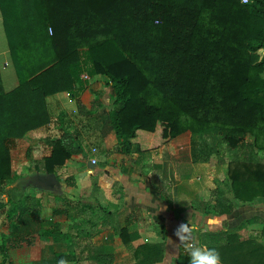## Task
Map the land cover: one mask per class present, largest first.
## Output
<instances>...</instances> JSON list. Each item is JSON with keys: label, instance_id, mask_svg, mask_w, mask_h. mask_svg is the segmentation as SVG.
<instances>
[{"label": "trees", "instance_id": "trees-1", "mask_svg": "<svg viewBox=\"0 0 264 264\" xmlns=\"http://www.w3.org/2000/svg\"><path fill=\"white\" fill-rule=\"evenodd\" d=\"M241 1L0 0L17 80L6 92L0 74V215L9 206L6 217L20 222L0 246L1 254L31 245L38 226L54 242L67 244L59 261H114L109 248L74 242L98 235L110 214L83 232L78 222L88 220L84 211L91 206L57 200L52 218L70 222L61 232L53 219L36 222L40 200L18 191L19 177L12 180V144L31 142L34 132L50 123L48 98L68 93L75 99L86 85L82 75L105 81L113 108L98 119L115 132L116 153L138 155L132 169L142 166L145 150L189 133L192 164L215 157L216 166L226 167L224 180H214L213 213L228 216L239 204L264 199V55L257 53L264 50V0ZM50 144L35 174H54L83 153L73 134ZM208 237L222 264H264V243L256 239L240 241L227 233ZM128 249L133 264L158 263L163 253L151 244Z\"/></svg>", "mask_w": 264, "mask_h": 264}, {"label": "crops", "instance_id": "crops-1", "mask_svg": "<svg viewBox=\"0 0 264 264\" xmlns=\"http://www.w3.org/2000/svg\"><path fill=\"white\" fill-rule=\"evenodd\" d=\"M0 24L3 28L1 11ZM10 76L2 79L6 92L17 87L16 76L14 79ZM108 93L105 81L96 77L86 81L84 89L75 99L68 93L48 98L50 123L36 130L31 142L17 140L12 144L13 162V157L21 153L18 145L24 143V173L29 171L24 176V191L28 196L40 200V207L34 216L36 222H49L53 219L60 223L61 232L67 231L70 223L68 219L52 218V209L58 204L56 201L62 202L64 198L91 206L84 211L83 217L88 220L78 222L80 231H90L93 223L99 222L106 213L110 214L108 225L98 235L89 241L74 238V242L81 247L90 242L96 248L111 249L114 253L112 264H133L135 259L128 247L136 249L141 244L163 248L162 257L155 264H188L183 244L175 235L181 224H189L195 229L192 236L201 246L212 245L213 241L208 236L218 233L236 235L240 241L259 239L260 243H264L261 234L264 199H256L247 206L239 204L228 216L213 213L211 206L215 202L211 194L215 187L214 180H224L226 167L216 166V158L214 160L213 157L208 164H192L189 133L155 150H145L142 166L132 169L138 155L116 153L115 132L107 131L98 119L103 112L113 108L111 104L108 105L111 103ZM79 106L84 109L80 110ZM65 133L76 137L83 153L74 155L65 162L63 168L53 174L60 186L56 192H46L35 186V181H30L36 175H50L35 174V164L49 156L50 142ZM93 150L96 152L93 153ZM91 160H95L96 164H92ZM98 164H101L100 168ZM25 168L28 170L25 171ZM9 185L8 182L7 187ZM207 203L210 208L205 207ZM8 208L0 215V246L20 224L12 217H6ZM251 219H256V223L246 225ZM34 230L35 233L31 235L32 244L23 243L4 254L0 253V264H58L57 255L67 254V244L64 241L54 242L52 237L39 232L38 226Z\"/></svg>", "mask_w": 264, "mask_h": 264}, {"label": "clouds", "instance_id": "clouds-1", "mask_svg": "<svg viewBox=\"0 0 264 264\" xmlns=\"http://www.w3.org/2000/svg\"><path fill=\"white\" fill-rule=\"evenodd\" d=\"M195 229L189 224H181L175 232L188 256V264H222L220 252L215 247L199 245L192 233ZM58 264H67L63 259Z\"/></svg>", "mask_w": 264, "mask_h": 264}, {"label": "rangeland", "instance_id": "rangeland-1", "mask_svg": "<svg viewBox=\"0 0 264 264\" xmlns=\"http://www.w3.org/2000/svg\"><path fill=\"white\" fill-rule=\"evenodd\" d=\"M257 53L260 56V58H262L264 55V50H259ZM0 74H1L2 79L3 77L8 76V75H11L13 79L15 78L14 70L12 68L11 61H10V57H9V54L7 53V43H6L5 35H4L1 24H0ZM3 88H4V85H3ZM109 104L111 103L109 102L108 105ZM18 151L21 153L13 157L12 170H13V175L15 177L18 176L20 177V179H22V181H19L20 185L18 187L19 189H22V191H24V176H26L29 173V171H27L28 169L26 168H25V171L27 172L24 173V143L23 144L21 143V145L20 144L18 145ZM214 158L215 157H213V159ZM98 166H99L98 168H100L101 164H98ZM19 189L18 191L21 192Z\"/></svg>", "mask_w": 264, "mask_h": 264}, {"label": "water", "instance_id": "water-1", "mask_svg": "<svg viewBox=\"0 0 264 264\" xmlns=\"http://www.w3.org/2000/svg\"><path fill=\"white\" fill-rule=\"evenodd\" d=\"M89 167H92L91 164H88ZM35 186L42 188L46 192H56L59 188L60 184L55 175L50 174L46 176H38L34 177Z\"/></svg>", "mask_w": 264, "mask_h": 264}, {"label": "built area", "instance_id": "built-area-1", "mask_svg": "<svg viewBox=\"0 0 264 264\" xmlns=\"http://www.w3.org/2000/svg\"><path fill=\"white\" fill-rule=\"evenodd\" d=\"M241 2H242L243 4H245V3L248 2V0H242ZM81 78H82L83 81H87V80H89V77H88L87 75H82ZM95 152H96V150H93V153H95ZM91 163L95 165V164H96V161H95V160H91Z\"/></svg>", "mask_w": 264, "mask_h": 264}]
</instances>
